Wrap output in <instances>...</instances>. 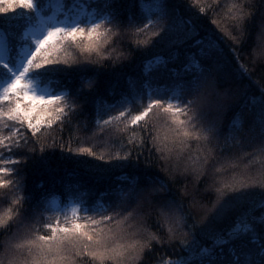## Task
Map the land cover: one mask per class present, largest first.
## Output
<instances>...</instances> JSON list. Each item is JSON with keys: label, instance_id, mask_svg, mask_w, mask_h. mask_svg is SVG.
<instances>
[{"label": "snow or ice", "instance_id": "6c2138e0", "mask_svg": "<svg viewBox=\"0 0 264 264\" xmlns=\"http://www.w3.org/2000/svg\"><path fill=\"white\" fill-rule=\"evenodd\" d=\"M251 8L249 0L226 8L221 0H0V264H146L157 245L170 254L156 264H264V91L251 98L250 122L223 124L236 93L222 87L219 32L240 43ZM152 49L169 53L146 62L145 75L156 65L160 76L129 78L111 102L97 94L98 75L86 79ZM182 50V69L170 67ZM254 55L264 61V22ZM74 125L84 143L109 151L74 149ZM57 150L120 168L134 161L135 171L95 205L80 183L68 184L70 215L53 212L26 179L30 164H47ZM177 174L195 185L179 198ZM257 191L258 204L248 199ZM231 215L233 226L220 229Z\"/></svg>", "mask_w": 264, "mask_h": 264}, {"label": "trees", "instance_id": "16d2710c", "mask_svg": "<svg viewBox=\"0 0 264 264\" xmlns=\"http://www.w3.org/2000/svg\"><path fill=\"white\" fill-rule=\"evenodd\" d=\"M210 3L211 0H208ZM253 13L252 17L246 23V30L240 39V43L232 40L226 36L224 32H219L223 44V55L221 61L226 63V70L229 73L228 78L222 80V87L226 89H232L236 95L233 98L232 107L227 111V114L223 118V124L225 130H227L230 123L237 119H243L245 121L252 120V114L248 110V105L251 103L252 97H259L260 93L264 91V61L258 60L255 55V48L258 43L259 34L261 31V23L264 22V0H249ZM222 5L226 8L231 0H221ZM18 11H21L18 9ZM52 10L46 12L47 15L51 14ZM210 27L216 28L210 22ZM219 31V29H217ZM237 35V33H233ZM142 38V37H141ZM187 50H182L181 59L170 67H176L182 69L183 63L186 57ZM157 55L168 57L169 53L166 49H152L149 52L137 53L136 58L131 63H125L123 66L116 69H102L99 74L93 69L86 74V79L91 80L98 75V92L97 94L103 96L106 101L119 98L120 94L129 88V78L133 81L143 82L152 76H160V68L162 66H153V70L148 76L145 75L146 62L149 59L154 58ZM248 69L249 72H244L243 69ZM171 78V73L167 72L160 79L161 84L168 83ZM64 83H69L67 80ZM81 83L79 77L75 80L76 86ZM54 87H60L54 85ZM115 92L116 96L113 97L111 93ZM142 107V105H137ZM135 110V109H134ZM103 112H107L108 108L105 106L102 109ZM116 114V113H112ZM94 115L93 109L89 107V113L86 114L87 121L91 122L93 131H96V122L92 120ZM107 115L104 119H107ZM72 135L74 137L72 147L75 149L77 146H92L94 151H98V142L95 140L88 143L83 142L82 134L76 130V126H73ZM91 135V133H89ZM80 137L81 143L77 145L75 138ZM67 138V134H65ZM251 150V149H248ZM109 151L105 148L103 153L98 151V154H106ZM8 154H5L7 157ZM87 161V163H85ZM118 162H113L111 165L105 164V162L95 160L91 157H79L69 158V154L62 153L59 150L49 153L48 163L43 164L39 161L30 164L27 168V188L29 191L36 192L37 194H44L47 196L46 206L54 212L57 208L64 210L66 214L70 215V209L72 203L68 198L67 185L68 184H81V191H88L90 193V204H97L101 200V194L106 190L114 188L120 181L117 180L118 176L125 173L132 174L135 169L132 165L135 162H131L128 168L117 167ZM96 165L102 167V171L96 170ZM10 166V165H9ZM153 171L164 175L160 172L159 168L153 169ZM43 185V188L40 187ZM187 186L188 191H192L195 185L191 182V178L185 179L179 174L176 175L172 185V194L177 198L183 195ZM249 201L259 203L261 199L260 193L257 191L248 197ZM7 205H0V211L6 208ZM264 211L260 209L257 211ZM52 215V212L47 213ZM83 215V212H81ZM236 221V215H231L224 220L219 228L227 230ZM46 234V233H45ZM205 243L211 244V240H206ZM170 254L168 247H162L157 245L153 252L148 254L146 264H156V262L166 255Z\"/></svg>", "mask_w": 264, "mask_h": 264}]
</instances>
